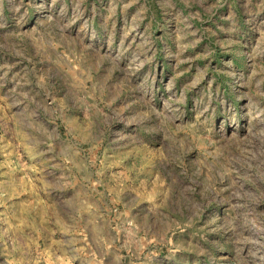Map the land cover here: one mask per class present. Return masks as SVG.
Instances as JSON below:
<instances>
[{"label": "rangeland", "instance_id": "1", "mask_svg": "<svg viewBox=\"0 0 264 264\" xmlns=\"http://www.w3.org/2000/svg\"><path fill=\"white\" fill-rule=\"evenodd\" d=\"M0 264H264V0H0Z\"/></svg>", "mask_w": 264, "mask_h": 264}]
</instances>
